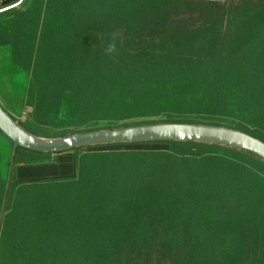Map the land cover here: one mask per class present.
Wrapping results in <instances>:
<instances>
[{"label": "trees", "instance_id": "16d2710c", "mask_svg": "<svg viewBox=\"0 0 264 264\" xmlns=\"http://www.w3.org/2000/svg\"><path fill=\"white\" fill-rule=\"evenodd\" d=\"M40 4V0H3L0 3V43L20 46L27 35L32 36ZM226 28L230 29L226 31ZM161 30L175 33L166 78L167 91L171 90L174 96L164 95L163 100H181L188 104L190 112L208 114L206 109L212 104L226 102L229 94L237 95L231 92H238L239 114L235 117L251 119L247 121L248 126L264 131V83L252 77L264 72V0H167L142 10L135 31ZM249 34L253 36L248 37ZM233 57L235 62L240 61L238 66L230 64ZM246 58L252 64L247 68L239 66ZM217 69L234 75L245 73L246 80L220 86L213 79ZM194 95L198 96L194 98ZM219 95L224 100H220ZM0 133L12 145L1 130ZM149 142L166 143L178 151L187 149L185 152L191 154L198 153L203 145L231 150L263 165V168L255 167L260 181L251 168L242 178L239 168L234 167L222 188L207 180L205 206L198 208L192 203L194 192L187 191L186 185L178 184V180L181 193L170 190L146 193L144 182L136 175L128 176L124 183L135 199L124 201L122 188L107 181L108 177L116 175L110 169H117L93 167L82 174L78 198L69 200L66 204H71L65 208L68 221L91 231V242L85 244L84 251L72 255L73 258L58 259L55 264H146L142 259L151 263L154 257L168 264H264V194L256 193V183H260L264 191V176L260 174L264 175V159L243 148L202 141L123 144ZM190 146L199 148L191 152ZM22 151L36 157L23 162L48 161L50 154L58 153L17 147L15 162ZM7 167L8 162L5 169H0V204ZM226 191L237 201L225 199ZM80 206L83 207L77 209ZM178 208L183 214L172 217L169 209Z\"/></svg>", "mask_w": 264, "mask_h": 264}, {"label": "crops", "instance_id": "0c3cea01", "mask_svg": "<svg viewBox=\"0 0 264 264\" xmlns=\"http://www.w3.org/2000/svg\"><path fill=\"white\" fill-rule=\"evenodd\" d=\"M2 1L0 0V3ZM65 1H67V8L60 10V13L61 17L66 18L61 19L60 29L66 31V36L61 39L62 45L57 51L59 60H62L59 66L57 62L54 64V52L56 51L53 49L54 46L52 43L49 45L42 35L43 32L45 34L46 29L52 27V24L49 25L46 22L47 12H49L48 1L40 0L39 19L35 31L31 34L32 36L27 35L24 43L20 46L0 43V66L9 70L11 78H16L18 73L27 72V83L30 82V79L36 82L37 79L34 78L41 77L38 79L39 81L42 79V75L47 72L52 74L56 71V75L60 74L61 76V80L56 78L57 84L66 83L69 89L76 91L75 94H68L69 97H72L69 106L75 108L77 100L82 96L91 99V94H95L94 99H97V102L93 101V106L97 110L106 107L110 110L107 113L113 115L112 119L100 121L104 123L124 119L125 107L122 101L126 93L140 97L141 93L147 92L150 95L156 89L159 96L162 87L160 85L167 78L175 33L172 30L138 33L135 28L142 10L152 8L167 0ZM59 6L63 8L62 2ZM229 29L226 28L225 30L228 31ZM110 44L115 45L112 52L108 51ZM45 47L46 49H44ZM142 52H144L143 57H141ZM43 53L47 54V60L43 59ZM235 60L236 58H231L230 64L238 66L240 61L235 62ZM136 61L143 65L141 70L139 65L135 66L132 63ZM250 63L252 64L246 58L239 66L247 68L251 65ZM231 73L224 69L215 70L213 79L216 80L214 82H218L222 86L226 83H242L246 80L245 73L239 75ZM252 77L259 78L264 83V72L254 74ZM67 83H71V85H67ZM91 84H95V88H92ZM38 88L42 93L48 91L49 96L53 93L52 97H54L61 94L65 86L63 88L51 87L47 83H43ZM115 92L116 94H114ZM231 93L239 95L238 92ZM75 95L76 97L73 98ZM237 95L229 94L228 101L212 104L211 108L208 109L213 114H208L212 116L215 114L221 120L241 123L243 130L230 127L229 129L240 132L246 130L243 133L264 143L263 130L248 126L247 121L243 124L238 116L235 117L239 114L237 106L239 97ZM115 96H123V98L111 99ZM219 99L224 100L222 95H219ZM117 100H120V104L117 103ZM160 101L161 99H158L157 105ZM23 103L21 110L15 112V118L13 115V117L11 116L17 123L29 122L25 115L27 113L25 112L26 98ZM71 111L73 114L75 110L72 109ZM233 111L235 112L234 115ZM118 115L121 118H114ZM131 116L136 118L140 114ZM20 128L32 136L50 138L32 134L22 127ZM61 130L75 131L77 129L66 125V129ZM251 133L262 137L263 140L251 135ZM4 143L7 145V142ZM139 145V148L131 146L132 149L101 148L105 145L93 146V148L85 147L81 150L68 149L50 154L48 161L37 160L32 162H23V160L34 159L36 158L35 154H28L23 151L18 153L21 156L15 162L16 148L11 170L9 168L12 153L9 155V161L7 159L8 169L0 204L1 211L5 194L3 212L0 218V264H55L58 259L65 258L68 260L73 258L76 252H82L86 249L85 244L91 242V231L81 228L80 224L75 226L73 222L68 221L65 208L70 206L71 203L66 204L69 200L78 198L82 174L92 170L93 167L109 169L111 166L117 170L110 169V172L119 173L126 166L138 169L141 161L154 164L150 160L176 158L182 161L181 172L178 171V175H190L192 178L195 187L193 192L198 198L196 202L198 208L205 206L207 180L222 188L224 187V180L233 172L234 167L239 168L241 177L248 171V168H251V172H255L256 178L260 181L255 167L263 168L262 164L245 159L222 147L203 145L198 153L187 155V152L178 151L166 143H140ZM146 145L150 146L146 148ZM189 148L191 152L196 151L193 146ZM1 165L0 162L1 170L6 168ZM162 169L173 171V167ZM260 174L264 176L261 172ZM7 179L8 186L5 192ZM256 193L264 194L260 183H256ZM226 195L225 199L237 201L234 195L230 194V191H226ZM73 205L76 206V204ZM69 223L71 224L69 225Z\"/></svg>", "mask_w": 264, "mask_h": 264}, {"label": "rangeland", "instance_id": "374dc122", "mask_svg": "<svg viewBox=\"0 0 264 264\" xmlns=\"http://www.w3.org/2000/svg\"><path fill=\"white\" fill-rule=\"evenodd\" d=\"M47 8L49 12H47L46 22L49 25L52 24L50 29H46L45 34L43 32V36L46 41L52 43L54 46L53 49L56 50L54 57V64L57 62L59 66L62 60H59L58 50L62 43L61 39L66 36V31L60 29V24L62 23L61 19H65L66 17H61L60 10H66L67 1L60 0H47ZM62 2L63 8H60V3ZM64 16V15H63ZM252 34H249L248 37H252ZM30 42V41H29ZM28 42V43H29ZM46 49V47L44 48ZM144 52L141 53V57H143ZM43 59L47 60L48 56L46 53H43ZM135 66H138L140 70L143 68V65L139 64L138 61L132 62ZM61 80L60 74L56 75V71L50 74L47 72L45 75H42V79L38 81L41 77H37L35 82L33 79H30V82L27 83V72L18 73L17 77L11 78V73L9 70L3 69L0 66V104L5 110V112L11 117L12 115L15 118V112L21 110L24 99L26 98V110L27 112L26 118L29 121L28 123L18 122V125L29 131L32 134H39L45 137H58L60 135H67L70 133H80L91 130H102V129H115V128H126L133 126H142V125H151V124H161V123H191V124H204L211 126H223L227 128H234L237 130H243L241 123H235L231 120H221L215 114L214 116L209 115L207 113L200 112H190V108L186 102H182L181 100L171 99V100H163L164 95L167 97L174 96L173 92L167 91L168 83L164 80V83L161 84V93L158 96L157 90L155 89L150 95L147 92L141 93L140 97L131 96L130 94H125L123 96H118L111 99L123 98L122 104H124V116L123 120H119L121 118L119 115L117 117L118 120L115 122H100L103 119H112L113 115L111 113H107L110 110L103 107L101 110H97L95 106H93L92 102H97L95 98V94H91V99L85 98L82 96L77 100V106L72 108L69 106V101L72 97H69L68 94H75L76 91L73 89H69L66 86V83H58L56 82V78ZM166 79V78H165ZM64 80V79H62ZM13 83H12V82ZM27 83V87L25 88ZM43 83H47L49 86L60 87L65 89L58 94L57 96L52 97L48 95V91L41 92L38 86ZM67 85H71V83H67ZM95 84H91L92 88H95ZM109 85V84H108ZM111 86V85H110ZM93 92V91H92ZM112 94V93H111ZM116 94V92L114 93ZM77 95V94H76ZM76 95L73 97L75 98ZM198 95H194L196 98ZM158 99H161L160 103L157 105ZM121 100V99H120ZM120 100H117V103L120 104ZM112 101V100H107ZM165 102V104H164ZM157 105V106H156ZM84 108V109H81ZM72 109L75 111L72 114ZM84 110V112H82ZM207 112H211V110L206 109ZM133 114H140L139 117L134 118L131 116ZM213 114V113H212ZM12 116V117H13ZM242 120L243 124L246 121H251V119H245L244 117H238ZM100 122H98V121ZM192 121V122H187ZM66 125L72 126L77 130H61L66 129ZM251 135H255L251 133ZM256 136V135H255ZM259 139H262L260 136H256ZM263 140V139H262ZM7 142V145L4 143ZM181 142V141H179ZM153 144H157V142H149ZM160 143V142H158ZM122 144V145H121ZM140 143L135 144H123V143H112L105 144V147L101 148H130L131 146H135L134 148H139ZM150 145H146L147 148ZM199 147H195L198 149ZM184 150V149H183ZM187 150V149H186ZM184 150V152L186 151ZM12 153V145L7 138L0 133V162L3 168L6 167L7 159L10 157L9 155ZM184 154V153H183ZM187 155L191 153H186ZM192 155V154H191ZM152 163L142 162L138 169H132L129 166H126L122 172L116 173L113 177H108L107 181L112 182L115 185L120 186L122 189L121 194L124 201L132 202L135 199V195H133L130 190H127L124 183L128 176L136 175L138 176L145 184L146 193L158 191L162 192H175L181 193V190L177 186L178 184H185L186 190L192 192L195 190L193 185V181L191 176H179L178 171L181 172L182 161L172 158H158L154 160H150ZM173 167V171H166L162 168ZM164 173V176L157 175L155 172ZM170 190V191H169ZM191 195V193H189ZM198 201L196 194L194 193L193 204ZM169 214L175 218V216L182 215L183 210L178 208L171 210L169 209ZM163 211V210H161ZM167 211V210H166ZM198 239V238H196ZM157 256L156 254H153ZM146 264H168L166 260H161L159 257H154L152 262H146L145 259H142ZM137 264V263H136Z\"/></svg>", "mask_w": 264, "mask_h": 264}, {"label": "water", "instance_id": "95a60500", "mask_svg": "<svg viewBox=\"0 0 264 264\" xmlns=\"http://www.w3.org/2000/svg\"><path fill=\"white\" fill-rule=\"evenodd\" d=\"M0 130L13 142L12 167L17 147L35 152H59L98 144L145 142L156 140L202 141L248 150L264 159V143L243 132L219 126L191 123H161L126 128L91 130L53 138H38L22 130L0 105ZM8 179L6 181V188ZM5 194L0 211L3 212Z\"/></svg>", "mask_w": 264, "mask_h": 264}, {"label": "clouds", "instance_id": "9594fccd", "mask_svg": "<svg viewBox=\"0 0 264 264\" xmlns=\"http://www.w3.org/2000/svg\"><path fill=\"white\" fill-rule=\"evenodd\" d=\"M114 49H115V45L114 44H110L109 47H108V51L112 52V51H114Z\"/></svg>", "mask_w": 264, "mask_h": 264}]
</instances>
